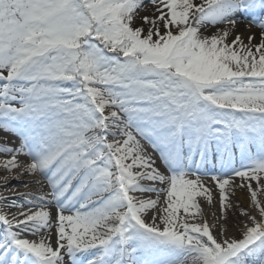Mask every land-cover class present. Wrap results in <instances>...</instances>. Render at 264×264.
I'll return each mask as SVG.
<instances>
[{
    "label": "snow or ice",
    "instance_id": "obj_1",
    "mask_svg": "<svg viewBox=\"0 0 264 264\" xmlns=\"http://www.w3.org/2000/svg\"><path fill=\"white\" fill-rule=\"evenodd\" d=\"M0 131V264H264V0H0Z\"/></svg>",
    "mask_w": 264,
    "mask_h": 264
},
{
    "label": "bare ground",
    "instance_id": "obj_2",
    "mask_svg": "<svg viewBox=\"0 0 264 264\" xmlns=\"http://www.w3.org/2000/svg\"><path fill=\"white\" fill-rule=\"evenodd\" d=\"M239 31L243 32L244 31V26H241L240 29H239ZM247 34H248L247 32H244V35L245 36H247ZM142 143H144V146H145V148L147 149V151L149 153L153 154L154 156L156 155V153L153 152V150L150 147V145H148L146 142H143V141H142ZM5 144H7L8 146H18L19 145V140L16 137L11 136L8 133H5L3 131H0V146H3ZM8 158L9 157L5 156L4 154H0V160H4V159H8ZM18 160H22V161H25L26 162L27 161V157L20 156V157H18ZM158 163H159V161H158ZM5 174H6L5 170L3 168H0V176H3ZM212 174H214V173L210 171V172H208V174L206 176H204L202 178L204 179L205 184L209 188H211L213 191L214 190L215 191H218L215 188L214 181L211 179V175ZM35 179H37V177H32V176L25 175V176L21 177L19 180H10L9 183H10V185H17V186H19V185H22V184H24L26 182H30L32 180H35ZM235 182L236 183H239L240 181L237 179ZM253 186L255 187V182H253ZM35 187H38V186H30L29 188L20 187L19 188V191H33V190H35ZM213 197H214V205L212 207H209L206 204V202H204L203 200H202V202H204L206 204V206H208V209L210 211L212 210L211 213L212 212H216V215H217V213L220 215L219 195H216L215 192H214L213 193ZM215 197H216V199H215ZM230 198L233 200V202L238 203L240 205V208H243L244 210H248L251 207L250 201L248 199V194H247L246 191L237 190L236 191V194L234 196H231ZM262 199H264V197H262ZM240 208H239V211H236V209H235L234 210V213L233 212H230L228 214L229 218H230L231 215H236L237 218H238L237 223L231 221L230 224L228 225V228L230 230L229 231V235H232V234L237 235V234H239L238 229H233V227L235 225H238L240 223V221H242L243 219H245L244 217H242V216L239 215ZM210 214H209V216H210Z\"/></svg>",
    "mask_w": 264,
    "mask_h": 264
},
{
    "label": "rangeland",
    "instance_id": "obj_3",
    "mask_svg": "<svg viewBox=\"0 0 264 264\" xmlns=\"http://www.w3.org/2000/svg\"><path fill=\"white\" fill-rule=\"evenodd\" d=\"M150 12H151V6H149V8L145 11V12H142L141 13V15H148V14H150ZM241 26H243V25H240V27ZM240 29V28H239ZM253 31L255 32V31H257L256 29H253ZM215 192V194L216 195H219V193H218V191H213V193ZM215 199H216V197H215ZM202 202V201H201ZM202 204H203V207H204V211H205V213L206 214H210L211 213V211L208 209V206H206V204L204 203V202H202ZM236 211H239V208H237L236 209ZM216 213V212H215ZM230 213V212H229ZM211 215V214H210ZM217 216H219V214L217 213ZM236 222L237 223V221H238V218H237V216L236 215H231L230 216V218L228 219V222H227V227H228V225L230 224V222ZM235 223V224H236ZM237 225H235L234 227H233V229H237V227H236ZM237 235H239V234H237Z\"/></svg>",
    "mask_w": 264,
    "mask_h": 264
}]
</instances>
